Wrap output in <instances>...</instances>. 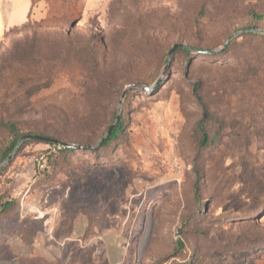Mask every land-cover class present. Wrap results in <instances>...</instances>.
<instances>
[{
	"label": "rangeland",
	"instance_id": "374dc122",
	"mask_svg": "<svg viewBox=\"0 0 264 264\" xmlns=\"http://www.w3.org/2000/svg\"><path fill=\"white\" fill-rule=\"evenodd\" d=\"M247 29L264 30V0H31L0 37V121L17 144L58 143L25 139L6 160L0 124V264H252L264 32Z\"/></svg>",
	"mask_w": 264,
	"mask_h": 264
},
{
	"label": "trees",
	"instance_id": "16d2710c",
	"mask_svg": "<svg viewBox=\"0 0 264 264\" xmlns=\"http://www.w3.org/2000/svg\"><path fill=\"white\" fill-rule=\"evenodd\" d=\"M25 26V25H24ZM243 35H254L253 33H249V32H244ZM256 36H260L262 37L261 42H264V33L262 34H255ZM230 45V44H229ZM264 45V44H263ZM227 45L224 46L221 50L222 52H226L227 51ZM264 49V46H263ZM264 52V51H263ZM264 54V53H263ZM258 62V59L256 60ZM261 64H264V58L262 60H260ZM199 90V84H195L193 86V93L195 94L197 100L201 103V107H202V112H203V117L198 121V127L202 133V143L203 145L207 144V136H206V130L204 128L203 122L204 120L208 119L210 116L209 114H207V107L206 105L202 102L201 98L198 96V91ZM0 124L6 128L9 129L10 132L14 133L16 135L15 139L11 142V145L3 152V157H7L15 148V146L17 145V138H18V134H17V127L16 124L14 122H10V121H0ZM121 128V123H117V125L113 128L111 134L101 143V145H106L110 140L114 139L117 136V133L119 132ZM64 150L67 149H73V147L70 146H64L63 147ZM196 187V186H195ZM12 205V201H6L1 205V210H6L8 209L10 206Z\"/></svg>",
	"mask_w": 264,
	"mask_h": 264
},
{
	"label": "crops",
	"instance_id": "0c3cea01",
	"mask_svg": "<svg viewBox=\"0 0 264 264\" xmlns=\"http://www.w3.org/2000/svg\"><path fill=\"white\" fill-rule=\"evenodd\" d=\"M12 1L14 2L17 0H12ZM9 2H11V0H6L5 2H3L2 0L0 1V37L3 34L4 29H7L8 27H12L18 23L25 21L27 19V16H28L30 10H31V0H24L25 11L22 13L21 12L19 13V18L17 20L11 21L12 18H10V17H11L13 7L8 8L6 3H9ZM4 5H6V7H4ZM115 245L120 246L119 243H117ZM118 249L120 252L121 248H118ZM114 257H115V259H112V262L114 264H117L119 257H116V256H114ZM252 264H264V252L261 255H259L258 257H256L253 260Z\"/></svg>",
	"mask_w": 264,
	"mask_h": 264
},
{
	"label": "water",
	"instance_id": "95a60500",
	"mask_svg": "<svg viewBox=\"0 0 264 264\" xmlns=\"http://www.w3.org/2000/svg\"><path fill=\"white\" fill-rule=\"evenodd\" d=\"M245 31H253V32H264V30H260V29H247ZM235 35V34H234ZM234 35H231L229 36V38L227 39V41L224 43L223 47L227 44L228 40L230 38H232ZM182 44L180 43H175L171 46V48L168 50V56L171 55V53L174 51V49L178 46H181ZM127 92V88H125L123 90V93H122V98L124 97V95L126 94ZM118 118H119V112L116 114L115 116V119H114V122L111 126H109V128L107 129L106 133L104 134V136L101 137V139L97 142V144L103 142L112 132L114 126L117 124V121H118ZM25 139H34V140H39V141H46V142H49V143H53V144H57L58 143V140L55 139V138H51V137H48V136H45V135H41V134H32V133H29V134H24L22 135L20 138H19V142L17 145H19L21 142H23ZM80 147V146H79ZM93 147V146H91ZM15 149L13 150L12 153H14ZM12 156V154H9L6 158V160L10 159Z\"/></svg>",
	"mask_w": 264,
	"mask_h": 264
}]
</instances>
